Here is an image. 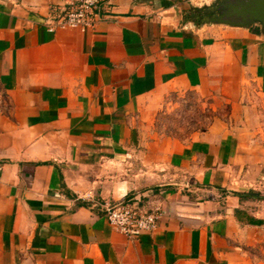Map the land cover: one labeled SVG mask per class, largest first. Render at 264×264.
I'll return each mask as SVG.
<instances>
[{"label":"crops","instance_id":"0c3cea01","mask_svg":"<svg viewBox=\"0 0 264 264\" xmlns=\"http://www.w3.org/2000/svg\"><path fill=\"white\" fill-rule=\"evenodd\" d=\"M69 1L0 0V264H264V149L139 125L171 91L264 98L263 24L197 10L218 0H106L93 28L48 30ZM121 200L159 208L157 228L115 230L102 204Z\"/></svg>","mask_w":264,"mask_h":264},{"label":"rangeland","instance_id":"374dc122","mask_svg":"<svg viewBox=\"0 0 264 264\" xmlns=\"http://www.w3.org/2000/svg\"><path fill=\"white\" fill-rule=\"evenodd\" d=\"M191 15L197 16L194 10H191ZM154 101L139 116V125L147 139L164 140L169 145L186 144L217 130H227L241 133L245 139L255 141L259 148L264 149V98L254 89L250 92L249 100L244 103H231L220 95L206 96L190 90L171 91ZM256 165L264 171L262 162ZM148 176L142 174L143 183L139 189L154 190L153 186L159 182L175 180L172 179L175 177L167 175L162 180L157 179V176L152 177L151 181L145 179Z\"/></svg>","mask_w":264,"mask_h":264},{"label":"built area","instance_id":"2783aa9c","mask_svg":"<svg viewBox=\"0 0 264 264\" xmlns=\"http://www.w3.org/2000/svg\"><path fill=\"white\" fill-rule=\"evenodd\" d=\"M106 0H70L59 14L45 19L48 30L58 28H77L81 31L93 28L106 16ZM84 199L95 202L87 194ZM103 213L108 223L117 231L128 237H136L142 232H151L158 226L161 217L159 208L143 209L136 203L121 200L102 204Z\"/></svg>","mask_w":264,"mask_h":264},{"label":"water","instance_id":"95a60500","mask_svg":"<svg viewBox=\"0 0 264 264\" xmlns=\"http://www.w3.org/2000/svg\"><path fill=\"white\" fill-rule=\"evenodd\" d=\"M197 10L207 14L208 21L244 25L258 20L264 26V0H218Z\"/></svg>","mask_w":264,"mask_h":264},{"label":"trees","instance_id":"16d2710c","mask_svg":"<svg viewBox=\"0 0 264 264\" xmlns=\"http://www.w3.org/2000/svg\"><path fill=\"white\" fill-rule=\"evenodd\" d=\"M201 12V11H200Z\"/></svg>","mask_w":264,"mask_h":264}]
</instances>
